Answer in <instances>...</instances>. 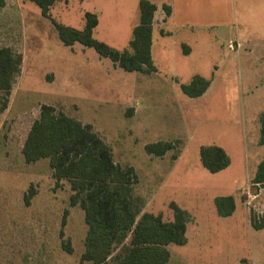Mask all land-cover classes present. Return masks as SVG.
<instances>
[{"label":"rangeland","instance_id":"1","mask_svg":"<svg viewBox=\"0 0 264 264\" xmlns=\"http://www.w3.org/2000/svg\"><path fill=\"white\" fill-rule=\"evenodd\" d=\"M216 10L215 23L225 20L226 0ZM85 11L100 20L93 38L130 50L125 29L139 18L136 0H56L49 9L51 18L76 29L83 27ZM193 18L176 14L165 25L173 35L162 39L164 48L154 42L155 72H126L92 48L63 45L33 0H0V47L21 55L0 127V264H79L84 251L87 225L80 206L69 204V182L55 186L47 157L26 158L17 150L18 138H3L18 116L43 123L58 112L90 124L114 162L134 169L131 194L140 214L172 221L171 202L186 212V241L167 245L165 264H264V227L256 230L250 222L264 208V185L252 184L264 158L258 117L264 110V56L233 49L221 27H195ZM193 32L211 36L196 44ZM195 75L212 86L189 97L180 85ZM157 141H171L174 148L163 156L147 154L144 145ZM207 145L224 149L226 168L211 173L203 167L199 149ZM29 185L35 194L26 205ZM218 196L234 199L230 215L217 214ZM61 229L71 251L62 248Z\"/></svg>","mask_w":264,"mask_h":264},{"label":"trees","instance_id":"2","mask_svg":"<svg viewBox=\"0 0 264 264\" xmlns=\"http://www.w3.org/2000/svg\"><path fill=\"white\" fill-rule=\"evenodd\" d=\"M33 1L40 8L41 15L50 18L63 45L79 43L92 48L100 57L108 58L113 65L126 72L156 71L151 44L157 6L150 0L138 2L139 21L132 29L130 50H118L93 38V29L98 22L95 13L85 11L84 25L76 29L51 18L49 9L56 0ZM161 9L164 18L169 16L170 6L163 4ZM20 66L21 55L10 47L1 46L0 114L8 107ZM208 84L206 79L195 75L180 88L185 95L198 97ZM44 120L38 123L18 116L8 124L3 138L5 141L14 136L18 138L17 150L26 158L36 160L47 157L55 186L61 180L69 182L72 191L69 204L80 206L87 225L79 264L85 261L92 264H165L170 258L167 245H181L186 241V212L171 202L172 221L162 220L160 214H140L141 205L131 194L137 179L134 169L114 162L110 147L90 124H84L63 112H58L54 120H48L45 115ZM259 123V143L264 145V111L259 115ZM173 148L171 141L144 145L146 153L155 156H163ZM199 158L203 167L211 173L219 172L230 163L224 149L217 145L201 146ZM252 184L264 185V158L256 167ZM34 194L33 186L29 185L24 194L26 205H29ZM214 205L220 216L230 215L235 208L232 196H218L214 199ZM64 222L63 218L61 226ZM250 222L254 229H262L264 208L258 214L252 213ZM59 236L62 238V248L71 251L69 242L63 239L62 229Z\"/></svg>","mask_w":264,"mask_h":264},{"label":"crops","instance_id":"3","mask_svg":"<svg viewBox=\"0 0 264 264\" xmlns=\"http://www.w3.org/2000/svg\"><path fill=\"white\" fill-rule=\"evenodd\" d=\"M150 1L157 6V10L154 14V19H153L154 22L153 29L155 28L156 32H153L154 30H152L151 56H152V48L154 49V42H157V46L160 45V47L162 46L164 48L166 46L161 44L164 43L162 39L173 35V32L171 30L165 28V25L168 24V21L173 24L171 20L174 16H176V14L183 16L185 13L191 14V16L194 17L191 24L192 26L195 27L199 26V28L212 26V27H218V29H220L221 27L223 32L224 31L227 32L228 43L230 41L233 42L234 44L233 49L238 48L237 50L240 51L244 50V52L247 54H252V55L258 54L259 56L262 54V56H264V0H226L228 16L225 20L218 19L217 23H215L214 14L215 12H217L216 3H219L220 0H158V1L150 0ZM138 2L139 0H136L137 6H138ZM163 4L170 6V10H171L169 16L165 18L161 9ZM202 16H209L210 19L208 18L205 19ZM138 21L139 18L134 22H130L129 24H127V27L125 29L126 33L128 32V34L129 35L131 34L132 36V29L135 25L138 24ZM99 23L100 20L98 19L97 25L93 29V32L99 27ZM179 24L183 25V22H180ZM124 32H123L124 34L123 37H125ZM193 33L195 35L192 42L196 44H198L199 40L202 39L204 36L207 35L211 36V34L209 33L208 34L203 32H193ZM129 35H128V39H129L128 42L130 41ZM189 50L190 49L186 48L187 52ZM208 83L209 84L207 88L211 89L212 86L211 81H208ZM9 107H10V101L6 110L0 114V127L2 121L5 120L4 117L7 115Z\"/></svg>","mask_w":264,"mask_h":264}]
</instances>
